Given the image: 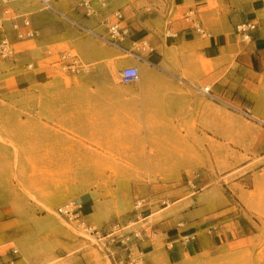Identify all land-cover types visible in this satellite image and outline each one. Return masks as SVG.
<instances>
[{"label":"rangeland","instance_id":"374dc122","mask_svg":"<svg viewBox=\"0 0 264 264\" xmlns=\"http://www.w3.org/2000/svg\"><path fill=\"white\" fill-rule=\"evenodd\" d=\"M93 2L89 18L80 0H57L53 12L37 0L8 3L37 36L16 47L15 62L0 60V264L12 249L16 264H117L125 256L121 235L147 229L172 212L173 199L200 192L210 199L237 194L264 229V75L260 82L231 76L229 59L215 62L227 66L210 75L195 53L208 46L200 35L170 45L172 54L150 69L131 42L117 48L93 33L105 36L106 20L119 10L129 26L138 19L165 44L167 27L187 10L176 0ZM65 51L77 56L79 73L59 69ZM178 55L187 56L179 62ZM128 66L138 67L140 79L122 86L119 73ZM70 202L80 218L57 213ZM118 223L121 230L108 236ZM257 241L245 250L227 244L197 264H264V233Z\"/></svg>","mask_w":264,"mask_h":264},{"label":"crops","instance_id":"0c3cea01","mask_svg":"<svg viewBox=\"0 0 264 264\" xmlns=\"http://www.w3.org/2000/svg\"><path fill=\"white\" fill-rule=\"evenodd\" d=\"M176 3L186 9L187 14L182 21L173 23L177 24L176 33H172L173 24L167 27V43H163V37L156 29L149 32L138 19L129 26V21L123 14L129 35L122 43V47L125 42H131L133 49L137 51L133 52V56L139 55V52L147 53L146 56H139L151 69L157 67L164 57L172 54L170 45L173 48L184 47V43L189 45L200 41L198 36L200 35L202 38H208L209 41L206 42L208 46L195 50V53L204 56L201 66L211 69L210 75L220 73L227 66L222 64L216 67L215 62L229 59L236 65L235 68L227 70L232 74L231 76L238 74L254 76L260 82V75H264V3L262 1L244 3L242 0H176ZM5 6L12 10V5H5L0 1V19L3 18L2 10ZM165 7L169 8L170 3L166 2ZM190 11H193L194 15L188 17ZM93 12L97 11L93 10ZM83 15H85L84 10ZM86 17L89 18L90 15ZM192 18L194 21H191ZM248 21L255 23L257 28L251 33L252 39L243 42L235 34V26ZM194 27L202 29L204 34L197 32ZM10 36L16 52V47L24 41L15 40L11 32ZM143 44H146L145 49H142ZM219 52L223 54L220 59H216ZM16 56L17 53L15 58ZM186 56L178 55L177 59L181 62ZM249 117L259 121L253 115ZM261 157L264 158V154ZM263 169L264 164L260 167V170ZM82 199L85 197L80 200L82 204L89 202ZM241 199L247 201L245 195H241ZM171 204L172 212L164 213L161 219L153 222L147 229L138 231L137 245L144 252L145 264H197L207 261V257L216 259L223 253L227 244L241 242L242 244L238 246L239 250L251 249L258 243L257 234L264 233L257 216L243 209L242 201L237 194L210 199L200 192L193 197H176ZM223 212L226 213L219 216ZM153 216L154 213L150 211L143 220ZM131 235L132 233L127 237L131 238ZM206 253L208 256L204 255ZM17 261L18 259L14 264Z\"/></svg>","mask_w":264,"mask_h":264},{"label":"built area","instance_id":"2783aa9c","mask_svg":"<svg viewBox=\"0 0 264 264\" xmlns=\"http://www.w3.org/2000/svg\"><path fill=\"white\" fill-rule=\"evenodd\" d=\"M3 4L7 5L10 2H15L19 0H0ZM45 11H55V3L57 0H37ZM210 1V0H207ZM105 4L102 3V6ZM80 7L84 10V14L89 16L93 14V0H80ZM194 12H188V17L193 16ZM3 18L0 19V60L11 59L15 62V49L11 41L10 32L17 41H26L34 39L37 36L36 30L33 28L30 20L26 16H20L16 14L14 10L9 9L7 6L2 10ZM63 17V16H62ZM124 15L121 11H115L111 14V17L106 20V35H97L103 41L109 45L117 48L122 47V43L128 38L129 28L124 23ZM191 21H194L192 18ZM7 25L9 27H7ZM197 32L204 34L202 29L194 27ZM257 28L256 24L253 22H242L235 26V34L243 42H249L252 37L251 33ZM146 48V44L142 45V49ZM138 61L141 60L139 55H134ZM61 64L59 69L65 74H77L80 72L79 60L75 54L70 51H65L60 55ZM33 64H26L27 68H31ZM140 73L136 66H128L123 68L119 73V84L122 86L131 85L139 80ZM205 90V89H204ZM206 92V93H205ZM205 94L209 95L210 90L207 87ZM249 116V114H248ZM144 203L143 199H139L134 203V209L138 210L142 208ZM79 207L75 205L74 202L59 206L57 208V213L67 219H78L80 218ZM87 230L98 234V231L92 227H88ZM121 230V225L118 223L113 227V231L108 236L113 235L115 232ZM121 240L119 242L122 244L125 250V256L120 259L117 264H145V255L137 243L139 242V232H134L130 237L121 235ZM134 239V241H132ZM134 248V249H133ZM18 250L12 249V259L9 264H14L15 260L18 259Z\"/></svg>","mask_w":264,"mask_h":264},{"label":"bare ground","instance_id":"6f19581e","mask_svg":"<svg viewBox=\"0 0 264 264\" xmlns=\"http://www.w3.org/2000/svg\"><path fill=\"white\" fill-rule=\"evenodd\" d=\"M204 92V91H203Z\"/></svg>","mask_w":264,"mask_h":264}]
</instances>
